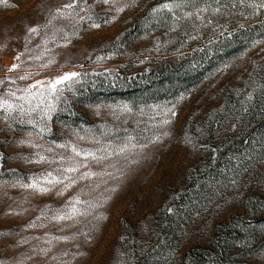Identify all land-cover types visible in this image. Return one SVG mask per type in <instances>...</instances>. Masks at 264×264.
Segmentation results:
<instances>
[{
    "label": "rangeland",
    "instance_id": "obj_1",
    "mask_svg": "<svg viewBox=\"0 0 264 264\" xmlns=\"http://www.w3.org/2000/svg\"><path fill=\"white\" fill-rule=\"evenodd\" d=\"M243 30L195 87L139 90ZM220 242L216 264H264V0H0V264H214Z\"/></svg>",
    "mask_w": 264,
    "mask_h": 264
},
{
    "label": "trees",
    "instance_id": "obj_2",
    "mask_svg": "<svg viewBox=\"0 0 264 264\" xmlns=\"http://www.w3.org/2000/svg\"><path fill=\"white\" fill-rule=\"evenodd\" d=\"M244 31H240L234 34V36L223 38L226 42L222 46H216L217 49H209L206 46L199 52L185 54L183 57L173 60L164 67L153 70L150 73L149 79H145L146 81H143V84L138 86L139 90L149 98L162 99L168 96V94L175 95L195 87L208 77L214 65L213 63L221 58L220 53H218L221 48L223 49L222 54H224L223 57L225 58L232 56V50L236 52L243 50V40L241 39L245 33ZM185 58L190 59V62L187 61L183 65L177 64L179 60ZM122 98L127 99L125 96H122ZM225 243L220 242L217 245L215 253L212 256L214 264L217 261L221 262V259L225 257H229V248Z\"/></svg>",
    "mask_w": 264,
    "mask_h": 264
},
{
    "label": "snow or ice",
    "instance_id": "obj_3",
    "mask_svg": "<svg viewBox=\"0 0 264 264\" xmlns=\"http://www.w3.org/2000/svg\"><path fill=\"white\" fill-rule=\"evenodd\" d=\"M34 30H35V29H33V31H34ZM69 78H70L69 76H65V77H64L65 80H67V79H69ZM57 83H60V81H57Z\"/></svg>",
    "mask_w": 264,
    "mask_h": 264
}]
</instances>
